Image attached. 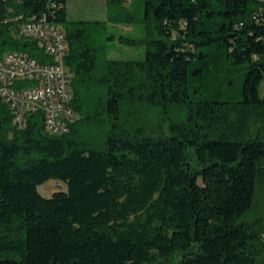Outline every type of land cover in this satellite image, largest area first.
<instances>
[{
  "label": "trees",
  "instance_id": "obj_1",
  "mask_svg": "<svg viewBox=\"0 0 264 264\" xmlns=\"http://www.w3.org/2000/svg\"><path fill=\"white\" fill-rule=\"evenodd\" d=\"M142 1L134 38L70 19L67 0H0V55L51 61L12 29L34 14L63 27L78 114L62 134L42 111L18 128L0 99V264H151L175 252L182 264H264V213L245 219L264 189V0ZM102 36L144 44L145 56L100 64ZM140 103L186 116L170 134L147 130ZM104 120V143L91 145L84 127ZM50 179L65 189L42 194Z\"/></svg>",
  "mask_w": 264,
  "mask_h": 264
},
{
  "label": "built area",
  "instance_id": "obj_2",
  "mask_svg": "<svg viewBox=\"0 0 264 264\" xmlns=\"http://www.w3.org/2000/svg\"><path fill=\"white\" fill-rule=\"evenodd\" d=\"M33 38L51 61H40L27 52L8 50L0 55V99L11 109L18 128L27 125L28 115L42 111L49 115L50 134L70 129L78 114L70 105L72 72L65 64L66 33L46 15L28 16L12 29Z\"/></svg>",
  "mask_w": 264,
  "mask_h": 264
},
{
  "label": "rangeland",
  "instance_id": "obj_3",
  "mask_svg": "<svg viewBox=\"0 0 264 264\" xmlns=\"http://www.w3.org/2000/svg\"><path fill=\"white\" fill-rule=\"evenodd\" d=\"M68 17L70 19H100L107 20L108 34H127L128 37H141L142 24L139 22V6L142 0H124L109 6L108 0H67ZM135 16L128 20H123L128 13ZM110 15V19L109 18ZM100 41L107 44V51L104 50L99 55V63L102 64L104 57L115 58H142L145 56L146 47L144 44H122L114 38L101 37ZM106 52V53H105ZM235 89H238L239 80L236 79ZM260 95H264V78L259 86ZM137 111L147 130L151 129L154 123H159L163 134H170V123L185 119L186 110L181 105L170 104L167 107H153L147 104H138ZM136 111V112H137ZM125 115V112H124ZM154 122V123H153ZM131 126L130 119L127 122ZM156 127V125H155ZM111 129V122H92L88 127H84L86 141L94 146L104 143L108 131ZM161 131L159 133H161ZM162 134V133H161ZM57 189H65V183L59 180L50 179L39 186V190L44 195H50ZM264 213V189L258 188L253 206L247 212L245 219L254 221ZM182 254L175 252L168 257H157L151 264H182Z\"/></svg>",
  "mask_w": 264,
  "mask_h": 264
},
{
  "label": "bare ground",
  "instance_id": "obj_4",
  "mask_svg": "<svg viewBox=\"0 0 264 264\" xmlns=\"http://www.w3.org/2000/svg\"><path fill=\"white\" fill-rule=\"evenodd\" d=\"M44 120H45V126L48 131V129H51V121H49V115H44Z\"/></svg>",
  "mask_w": 264,
  "mask_h": 264
},
{
  "label": "crops",
  "instance_id": "obj_5",
  "mask_svg": "<svg viewBox=\"0 0 264 264\" xmlns=\"http://www.w3.org/2000/svg\"><path fill=\"white\" fill-rule=\"evenodd\" d=\"M67 7H68V2H67Z\"/></svg>",
  "mask_w": 264,
  "mask_h": 264
}]
</instances>
